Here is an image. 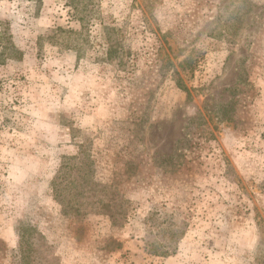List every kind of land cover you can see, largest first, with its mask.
Listing matches in <instances>:
<instances>
[{"label":"rangeland","instance_id":"obj_1","mask_svg":"<svg viewBox=\"0 0 264 264\" xmlns=\"http://www.w3.org/2000/svg\"><path fill=\"white\" fill-rule=\"evenodd\" d=\"M73 156L115 225L55 198ZM29 226L41 264H264V0H0V264Z\"/></svg>","mask_w":264,"mask_h":264},{"label":"trees","instance_id":"obj_2","mask_svg":"<svg viewBox=\"0 0 264 264\" xmlns=\"http://www.w3.org/2000/svg\"><path fill=\"white\" fill-rule=\"evenodd\" d=\"M83 152L84 149H82L79 154H82ZM77 158L78 156L63 157L56 176L58 182H55L53 185L55 198L64 209L68 210V212H73L75 215H80L83 212L87 213V210H93V206L97 204L95 206H99V209L95 208V210L107 213L110 216L112 223L115 225L121 220V218H124V216L122 217V212L124 210L118 211V209L112 207L110 199L100 197L94 201V199L90 198L93 195V192L91 191L96 188L95 184L97 183H90L91 180L88 178L86 172L82 171V165H80V163L85 160L88 162V158H83L79 163L75 162L71 167L67 166L68 163L66 161L68 159L74 160ZM65 159L66 161H64ZM62 182H64V184ZM88 184H90L91 187H88ZM100 187L106 188L107 186L101 184ZM20 242L23 251L24 264H41L42 262H46L45 254L42 255L41 249L37 246V243H39V246H43L46 242V238L41 232L37 231L35 227L29 226L23 228L20 232ZM152 252L157 255L168 254V251L157 253L158 251L155 248Z\"/></svg>","mask_w":264,"mask_h":264}]
</instances>
